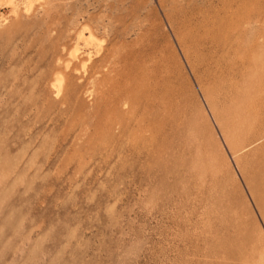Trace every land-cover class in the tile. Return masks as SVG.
Here are the masks:
<instances>
[{
  "label": "rangeland",
  "instance_id": "1",
  "mask_svg": "<svg viewBox=\"0 0 264 264\" xmlns=\"http://www.w3.org/2000/svg\"><path fill=\"white\" fill-rule=\"evenodd\" d=\"M252 109L264 0H0V264H264Z\"/></svg>",
  "mask_w": 264,
  "mask_h": 264
},
{
  "label": "bare ground",
  "instance_id": "2",
  "mask_svg": "<svg viewBox=\"0 0 264 264\" xmlns=\"http://www.w3.org/2000/svg\"><path fill=\"white\" fill-rule=\"evenodd\" d=\"M7 1H9V2H11V0H7ZM13 2H14V0H13ZM13 4V3H12ZM252 22H254V20H249V21H247V23L248 24H250V23H252ZM250 105V104H249ZM252 105V104H251ZM250 105V106H251ZM256 105V104H255ZM253 106V105H252ZM251 106V107H252ZM254 107V106H253ZM250 108V107H249ZM250 110H251V108H250ZM251 113H253L252 114V126H253V124H255L256 126H264V112L262 111V112H258V110H253L252 109V112ZM247 117V119H248V116H246ZM247 119H245V120H247ZM248 121V120H247ZM249 122V121H248ZM193 127V126H192ZM262 129V132H261V134L264 136V128H261ZM194 130V129H193Z\"/></svg>",
  "mask_w": 264,
  "mask_h": 264
}]
</instances>
